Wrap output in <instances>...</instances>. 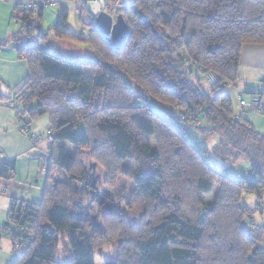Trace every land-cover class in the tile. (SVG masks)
<instances>
[{
	"label": "trees",
	"instance_id": "16d2710c",
	"mask_svg": "<svg viewBox=\"0 0 264 264\" xmlns=\"http://www.w3.org/2000/svg\"><path fill=\"white\" fill-rule=\"evenodd\" d=\"M43 11H23L19 21L23 41L16 47L28 74L12 93L13 110L20 131L24 122L33 131L32 120L47 116L53 140L40 145L48 156L41 201L13 198L8 223L0 224V237L16 251L11 264H95L106 235L70 199L87 185L82 149L105 171L108 187L132 181L127 205L142 211L116 259L105 264H264V219L259 226L253 220L264 210V135L236 114L226 90L239 79L242 46L264 44V0H107L105 11L123 16L128 37L115 51L92 24L85 41L95 60L85 61L56 55L43 48L44 39L30 37ZM66 22L61 8L56 37H75ZM245 94L235 90L237 101L255 92L249 100ZM189 129L217 136L212 150L222 164L248 159L247 175L231 176L225 164L209 162L190 143ZM14 170V162L0 161V179ZM214 187L215 200L204 205ZM244 192L255 195L254 209L242 201ZM60 241L71 256L65 261L54 259Z\"/></svg>",
	"mask_w": 264,
	"mask_h": 264
},
{
	"label": "rangeland",
	"instance_id": "374dc122",
	"mask_svg": "<svg viewBox=\"0 0 264 264\" xmlns=\"http://www.w3.org/2000/svg\"><path fill=\"white\" fill-rule=\"evenodd\" d=\"M87 1L89 0H85V2ZM120 1L127 2L128 0ZM110 2L112 3L113 1ZM62 4V7L67 11L66 26L69 29L70 33L75 37L61 39L54 35L53 29L56 25L60 9L56 6L47 8L43 11L44 13L41 18L40 29L34 28L30 37L35 40L44 39V43L42 44L45 50H49L54 54L62 56L64 58L76 59L81 61H85L87 59L95 60L94 51L85 41L89 37L91 25H83L80 19L79 10L77 9L73 1H66ZM202 87L207 91H209L210 89L209 82L206 78L203 79ZM237 87L241 90H244L248 86H245L237 81L236 87L228 86L226 88L227 92L230 95L235 112L239 108L236 97L237 95H235V90ZM104 97L108 98L107 95H105ZM244 97H247V94H245ZM31 105H33V103H31ZM31 126L37 127V133L46 135L47 131L50 129L49 118L45 115L37 117L32 120ZM188 139L192 146L198 151L202 152L203 156L207 158L209 162L217 166L225 164V169L231 176L239 178L241 176L247 175L250 167V162L248 159L244 157H238L232 163L228 162L222 164L221 160L217 158L212 150L213 144H215L218 139L217 136L203 137L199 130L189 129ZM43 146L46 147V145ZM67 151L70 154L75 153V149L73 148V146H68ZM79 153L81 155L82 165L86 171L84 182H87V185H85L81 189L80 183V191L78 195L71 196L70 199L75 201L73 208H77L78 213L82 217L87 218V220L95 223L106 235V243H98L95 248L94 254L95 264H105L106 260L116 259L117 251L119 249V241H122L125 236L129 237L133 234V232L135 231V225L138 224L143 218L142 211L137 207V205L132 208L128 207L127 205V203L129 204L131 198L130 194L134 188V184L130 179L121 178L115 187H108L107 184L104 183L105 171L97 162H95L91 158L90 151L82 149L79 151ZM43 156H45L48 160V156L45 151L43 153ZM43 156L38 161L36 176H29V178H26L24 174L23 179H17L18 184L19 182H21V185H18L20 188L19 194L18 196H16L18 199L30 203H39L41 201L43 186L45 182L44 175L41 174V166L44 158ZM126 165L130 169V171H134L137 167L136 164L131 160H128L126 162ZM24 171V173L27 172L26 166L24 167ZM60 178L65 180L67 179L66 175H61ZM94 192H98V196H95ZM215 194L216 187L213 188L212 192L209 195H205V197L202 198L203 204L211 205L215 200ZM77 201H81L79 207L77 205ZM242 201L251 209H254L256 198L253 193L244 192ZM105 213H112L119 216V218L122 219V222L117 225L115 223L116 219H109L107 216H105ZM262 219H264V210L262 214H259L257 212L253 214V220H257L256 222H262ZM247 222L248 220L244 221L243 224ZM66 248L67 247L63 244L62 241L58 242L55 247L56 252L54 255V259L58 261H65L67 259H70V253H68Z\"/></svg>",
	"mask_w": 264,
	"mask_h": 264
},
{
	"label": "crops",
	"instance_id": "0c3cea01",
	"mask_svg": "<svg viewBox=\"0 0 264 264\" xmlns=\"http://www.w3.org/2000/svg\"><path fill=\"white\" fill-rule=\"evenodd\" d=\"M26 1L0 0V86L11 93L18 90L28 74V63L23 55L18 53L16 47L19 39L23 41L19 32L21 23L13 20L12 17L15 7L24 4ZM62 5L61 3L58 7L61 9L63 8ZM239 64L238 81L248 86L244 90L247 94L245 98L249 100L264 75V44L243 45L240 51ZM237 90L241 91L240 88H237L236 92ZM261 103L264 108V91L261 95ZM238 107L236 114H241L242 108ZM243 117L264 135V113L251 112ZM21 123L17 111L0 105V160L1 156H4L7 160L14 162L15 165L11 177L1 179L6 185V191L0 194L1 225L8 223L7 215L11 200L17 198L16 196L19 194L18 185H21V182L18 184L17 179H23L24 174L26 178L36 176L38 161L42 158L45 149L44 146L33 147L31 145L28 136L20 131ZM31 128L37 132L36 126ZM25 166L27 167L26 173H24ZM15 254L16 251L11 240L7 237H0V264H11L15 259Z\"/></svg>",
	"mask_w": 264,
	"mask_h": 264
},
{
	"label": "built area",
	"instance_id": "2783aa9c",
	"mask_svg": "<svg viewBox=\"0 0 264 264\" xmlns=\"http://www.w3.org/2000/svg\"><path fill=\"white\" fill-rule=\"evenodd\" d=\"M65 1H73L75 6L79 10L80 19L83 25L90 26L94 23V18L102 11L106 9V0H89L85 2V0H27L24 4L20 5V8L14 11L13 20L19 22L22 17L23 11H35L46 10L50 7H58L61 3ZM208 78L211 82L216 80L213 74H209ZM264 75L262 76L261 83L258 85L255 94L251 97L250 101H246L242 99L240 96L238 97L239 105L242 106V114H248L251 112L256 113H264V108L261 103V95L264 91ZM0 105H3L8 108H15L17 103L13 98L12 93L0 86ZM197 124V122H196ZM22 133L29 136V140L33 147H39L46 141L52 142L53 135L50 130L47 131L46 135L39 134L37 132L29 130V125L24 122V125L21 127ZM43 163L41 166V174H45L46 166H47V158L43 156ZM0 161H7L4 156H1ZM6 191V185L0 179V194H3ZM261 223L256 222V225L259 226ZM20 230L17 227V231Z\"/></svg>",
	"mask_w": 264,
	"mask_h": 264
},
{
	"label": "water",
	"instance_id": "95a60500",
	"mask_svg": "<svg viewBox=\"0 0 264 264\" xmlns=\"http://www.w3.org/2000/svg\"><path fill=\"white\" fill-rule=\"evenodd\" d=\"M93 25L101 35L108 39L115 51L120 50L129 34V28L121 14L113 16L102 11L94 18Z\"/></svg>",
	"mask_w": 264,
	"mask_h": 264
}]
</instances>
